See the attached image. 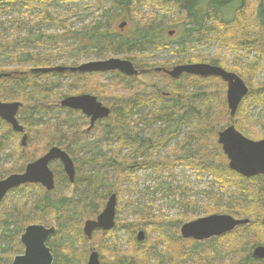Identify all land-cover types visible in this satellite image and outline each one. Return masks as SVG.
Returning a JSON list of instances; mask_svg holds the SVG:
<instances>
[{"label": "trees", "instance_id": "16d2710c", "mask_svg": "<svg viewBox=\"0 0 264 264\" xmlns=\"http://www.w3.org/2000/svg\"><path fill=\"white\" fill-rule=\"evenodd\" d=\"M85 1L89 0H0V8L5 9L0 11V18L6 14V10L8 12L16 5H21L27 13L40 12L35 18L36 22L39 21L43 26L59 23L58 26L64 30L59 35L43 33L39 38L29 32V37L24 41L7 31L0 33V100L22 105L18 120L28 138L25 155H21L22 147L19 148L23 165L9 169V176L23 173L27 165L46 154L52 147H60L66 151L76 167V180L73 185L66 177L62 165L56 162L51 165L56 183L54 191L47 192L41 186L29 185L8 195L7 200L12 194L23 191L22 199L14 205L6 206L2 203L1 206L6 207L7 218L0 222V264H11L10 259L2 257L3 254L8 253L10 256L12 252L19 253L18 251L23 250L19 237L25 227L30 225L57 229L48 242L54 255V264H87L95 244L94 239H87L84 235L83 223L85 220L96 219L102 213L106 206V197L116 195L118 204H121L122 187L130 177L132 166L153 167L156 171H163L166 168L169 170L179 160L185 167L195 170L199 177H211L214 185L219 188L218 194L208 197L206 216L226 214L236 219L250 220L251 223L221 238L198 243L181 238L178 230L174 232V236H170V230L166 228L167 221L163 218L155 219V216L154 219H146V213L143 215V222H137L133 229L146 231L144 235L147 236V241L139 242L137 239L138 250H132L130 256L119 257L120 249L108 240L111 232H98L104 241L106 239L105 244L98 249L101 253L100 264H180L182 261L201 264L207 254L212 252L218 257L222 253L233 255L236 264H264V260L253 258L254 249L264 246V176L247 179L231 171L222 147L218 144L219 133L232 125L248 139H262L257 129L261 121L256 119L254 112L260 110L264 114V84H255L253 76L259 74L264 65L257 63L250 68L246 77L244 73L238 74L249 85L250 93L241 103L233 120L225 110L222 115L219 112L220 105L222 111L224 109L223 102L216 97V92L210 85L212 81L220 79L183 76L174 81L163 73L156 72L157 68L165 69L169 65L177 66L194 61L214 66L225 65V61H220L219 57L211 59L203 51L202 54L195 51L201 43L206 44L214 39L219 41L220 47L224 46L236 52L248 51L247 54L254 53L256 56L260 55L261 59L264 58V0H258L257 5H249V0H108L107 4V0H90L86 10L95 7L102 14L100 19L83 25L80 30L68 28L59 18V14L51 12L48 7L53 2L78 4ZM156 1L159 2L156 5H160L159 12L163 15H167V10H176L183 17L186 15L185 21L175 26L178 30L172 37L170 33L173 31L166 32L171 29L170 25L159 27V19L145 12ZM138 4L143 11H135ZM124 13L129 14L126 21L131 28L129 35H114L112 27ZM25 15L27 16L26 13ZM230 17L232 18L229 19ZM4 23L16 27L17 31L27 24L20 17ZM2 25L0 21V26ZM28 41L40 44L41 51L16 49L25 46ZM61 41L65 42L62 47ZM174 42L179 48L172 52L177 56L176 61H140V58L150 57L148 52L151 48L169 50ZM50 47L57 48L56 55L46 51ZM112 54H124L139 71L146 70L143 77L152 85L141 83L136 77L130 78L112 72V93L120 95L116 99L115 96H108L102 85L87 86L84 82L90 78L101 79L106 74L32 72L34 69L55 67L60 59L93 55L98 59L108 60ZM181 56L186 58L180 60ZM27 63V69H22L21 65ZM63 66L78 65L65 63ZM233 71L238 73V69ZM63 79H72L70 84L66 83V90L62 89ZM165 85L175 88L173 97L166 98ZM86 94L95 95L101 103L110 106V118L95 126L100 128L104 139L118 145L110 159L107 153L96 147L97 143L88 142L86 139L87 133L95 128L89 132L82 131L80 125L73 123L70 118L57 119L56 123H51L54 110L75 113L62 108L61 101ZM153 104L156 108L151 113L133 120L136 111L148 109ZM158 124L165 129L159 127L155 131L149 130ZM0 125L4 130L0 137V154H3L9 140H16L20 134L15 133L1 119ZM185 125L192 126V130L183 133ZM172 138L177 140L173 149L174 156L167 160L164 157L158 158V152ZM41 141L46 142L41 149V156H29L28 151ZM73 147L82 151V154L86 152L85 154L90 153L91 156L77 160ZM124 148H128L129 153L138 155L143 161L129 163L127 158L120 159L119 154ZM97 149L99 155L95 152ZM178 153L181 154L180 159ZM0 179L4 177L0 175ZM68 188L72 189L71 196L66 192ZM102 190H105V196L100 193ZM244 194L247 195L246 200L240 201V196ZM227 195L230 198L224 200ZM186 221L191 219L186 218ZM146 224L151 225L152 229ZM173 224H177L176 221ZM154 230L158 234L157 238H152ZM153 239L155 240L151 243ZM100 241L102 242V238ZM182 243L190 246L183 248L180 245ZM12 245L18 249L14 251Z\"/></svg>", "mask_w": 264, "mask_h": 264}, {"label": "rangeland", "instance_id": "374dc122", "mask_svg": "<svg viewBox=\"0 0 264 264\" xmlns=\"http://www.w3.org/2000/svg\"><path fill=\"white\" fill-rule=\"evenodd\" d=\"M137 1V0H136ZM143 1V0H138ZM91 1H85L78 4H64L61 2H53L51 4H48L49 10L51 12L59 14V18L61 21L68 26V28H71L73 30L80 29L83 25L88 24L90 22L96 21L97 19H100L101 17V11L96 9L95 7L90 8L89 10H86L89 3ZM108 3V0L106 1V4ZM159 4L158 1L155 2L154 5H151V8H146L145 12L151 13V15H154L155 18H158V26L162 27L165 25H170L171 29H167L166 32L169 31H175L173 27L178 26V23H182L185 21V17L181 16V14L176 10H167L165 13L167 15H163L161 12H159V6L156 5ZM258 0H249V5H257ZM1 10H5L4 8H0ZM135 11L141 12L143 9L140 7V5H136ZM26 9L21 5H16L15 7L6 10V14L1 16L0 21L3 23L2 26H0V33H5L6 31L11 34L12 36H17L21 40L27 39L29 37L30 33L35 34V36H38L37 38L41 37V34L46 33L49 35L53 34H63L64 30L61 29L58 24L59 23H51V25H45L36 22L35 18H37L40 14L39 11H31L30 13H27ZM27 14V16L25 15ZM140 14V13H139ZM234 11L232 13L233 17ZM166 18H164L163 16ZM129 16L128 13H124L121 18L116 21L114 26L112 27V33L114 32H120L119 25L123 21H127V17ZM161 16L162 18H159ZM20 17L22 21L26 22L27 24L23 25L21 30L17 31L16 27H11L9 24L4 23L6 20H11L14 18ZM230 17L229 19H231ZM160 23V24H159ZM38 24V25H36ZM157 25V24H156ZM127 28V29H126ZM125 28V32L129 33L131 30L130 25ZM167 34V33H166ZM169 38V37H168ZM32 42V43H31ZM26 42L25 46L16 47V49H23V51H41L42 48L40 44H36L35 41ZM40 43V41H38ZM65 42L61 41V47L64 45ZM176 42H174V46H171L169 50L166 49H156L151 48V50L148 52L150 57H147L145 59H141V62H152V63H158L161 61L164 62H174L177 60V56L174 55L172 52L175 50H178ZM264 44V43H263ZM46 50V49H44ZM46 51L51 53L52 55H56L57 48L50 47ZM197 52L202 51L205 53L206 56H209L211 59H216L217 57L220 58V61L224 60L225 65H220L225 70L235 73L233 69H238V74H245V77L249 75L250 68L259 63V65H264V58H260V55L247 54L248 51H231L228 48L222 46L220 47L219 41H208L206 44L201 43L197 46V49L195 50ZM252 52V51H251ZM249 52V53H251ZM196 53V52H195ZM111 58L113 59H121V60H127L124 56V54H112ZM186 57L181 56L179 59L184 60ZM176 59V60H175ZM101 61V59H98L96 56L89 55V56H79L75 58H68V59H60L55 63V66H63L65 63L68 64H77L83 65L91 62ZM199 64L200 62L194 61L192 64ZM29 64H22V69H27V66ZM13 66V65H12ZM157 66H161L160 64H157ZM176 65H169L167 68L175 67ZM25 67V68H24ZM249 69V70H248ZM255 80V84H264V68L259 73L253 76ZM141 83L152 85L148 81L146 77H142L139 79ZM114 81V78L111 76L110 73H106L105 76H102L101 79H94L90 78L86 81H84L87 86H95L102 85L103 90L107 93L108 96H115L116 99L120 97L118 94L112 93V88L110 87ZM72 79H63V85L64 87L62 89L66 90L65 85L66 83H71ZM245 82V81H244ZM72 85H75L73 83ZM210 85L213 88V91L216 92V97L218 99H221L223 102V111L222 107L220 105V113L221 115L225 112L230 113L228 109L227 99H226V93H227V86L224 84L221 80H214L210 83ZM247 85V84H246ZM167 86V85H165ZM200 87V85H197ZM249 86V85H248ZM175 88L172 85H168L166 93L171 94L173 97V93ZM201 89V88H199ZM250 89V88H249ZM103 95V92H101ZM99 93V95L101 96ZM91 96H95L90 94ZM107 103V101H105ZM112 102V101H111ZM106 107H110L109 105L103 103ZM156 108L155 104H153L151 107L143 108L139 111H136L135 116L133 118L134 121H136L138 118H141L145 116L148 113H151ZM225 110V112H224ZM73 114H68L67 111H57L54 110L51 114V123H56L57 119H64V118H70L73 123L76 125H80L82 131H87L89 127V119L85 117L80 111H74ZM254 115L256 119L260 120L261 123L257 126V129H259V137L264 139V114L260 113V110H257L254 112ZM230 118V115H229ZM232 120V119H231ZM1 126V125H0ZM161 127L164 128L163 125L160 126L158 124L155 127L150 128L149 130L155 131ZM142 128V127H141ZM192 126L185 125L182 129L183 133H187L190 130H192ZM165 129V128H164ZM4 133L3 127H0V137ZM87 141L97 143L98 145L96 147L100 148V151H103L104 153H107L108 159H110L114 151L117 148V144L111 140L104 139L101 135L100 128H95L92 132L87 133ZM181 139V138H180ZM261 139V140H262ZM101 141V142H99ZM103 141V142H102ZM176 139L172 138L169 140V142L166 144L165 147H163L159 152L157 157L162 158L164 157L165 160H167L170 157L174 156L173 149L175 148L174 145L176 144ZM45 141H41L40 143L36 144V146L30 151H28V155H39L41 156V149L45 145ZM22 136L18 135L16 137V140L11 139L9 140V144L7 147V150L3 154H0V175H2L5 178L9 176V169L13 168L14 166L17 168H20L23 165V158L19 155V148L22 147ZM73 152H75L77 155H75V158L82 159L84 157H90L91 154H85V152H80L79 149H76V147H73ZM97 155H99V149L95 151ZM21 155H25V148L20 149ZM181 153V152H180ZM178 153L177 156H179V159L181 158V154ZM31 154V155H30ZM129 150L128 148H124L121 150L119 154L120 159L127 158V162L129 163H136L143 161L142 158H139L138 155L131 154L128 156ZM20 156V157H19ZM100 157V156H98ZM155 159V158H154ZM135 161V162H133ZM180 161V160H179ZM176 161L173 165H171L170 169L167 170V168L163 171H156L153 167L150 168H136L132 166V170L130 171V177L126 179L123 187H122V194H121V204L119 205L117 203V214H116V227L110 231L111 234L108 237L109 242L115 243V246L118 247L120 250V256H130L132 253V250H138L137 246V239L138 235L141 232H146L144 230H134V226L137 222H143V215L148 213V217L146 219H155L160 218L164 221H167L168 224L166 225L167 230H170L168 234L170 236H174V232L179 233V236L181 237V228L183 225L196 221L198 219L204 218L206 208L207 206V200L210 195L218 194L219 188L214 185V180L209 176H203L199 177L195 170H191V168L185 167L183 164H181V161ZM170 164V163H168ZM84 169V168H83ZM89 173V171H88ZM84 174V170H83ZM86 168H85V175H86ZM111 184V183H110ZM34 193L36 191H33ZM69 195H72V189L68 188L66 190ZM100 193L105 196V190L100 191ZM37 194V193H36ZM23 196V191H20L18 193L12 194L10 199H6L3 203H5L6 206L14 205L16 202H18L21 197ZM245 197V198H244ZM247 195L240 196V201H245ZM230 196H224L225 199H229ZM110 197H106V203L109 201ZM225 202V201H224ZM188 203L190 207L188 208ZM119 205V206H118ZM6 207L2 208L0 206V222L6 219V213H5ZM226 215V214H225ZM186 218L191 219V221H186ZM86 221V220H85ZM177 224H173V223ZM182 222V224H181ZM170 223V224H169ZM84 224V223H83ZM2 225V224H0ZM148 228L152 229V226L149 224H146ZM169 227V228H168ZM83 229V226H82ZM2 228L0 227V231ZM147 234V233H146ZM158 234L154 230L152 234V238H157ZM102 238V242L100 241ZM182 238V237H181ZM94 249L90 252H97L100 256V251L98 250L101 245L105 244L104 238L99 234L95 233L94 237ZM155 239L151 241L154 242ZM147 241V236H145V239L143 242ZM183 248H188L190 245H187L185 243L180 244ZM163 247V246H162ZM12 249L14 251L18 248L16 246L12 245ZM17 252H12L9 256L7 254H3L2 257L11 261V264L16 256L19 255L15 254ZM90 256V255H89ZM121 259V258H120ZM235 258L233 255H228L226 253H222L219 257L214 254L213 252L209 255L207 254L206 258L201 262V264H236L234 262ZM100 262H102L100 260ZM182 261L180 264H194L193 261L185 262ZM88 263V262H87Z\"/></svg>", "mask_w": 264, "mask_h": 264}, {"label": "water", "instance_id": "95a60500", "mask_svg": "<svg viewBox=\"0 0 264 264\" xmlns=\"http://www.w3.org/2000/svg\"><path fill=\"white\" fill-rule=\"evenodd\" d=\"M127 23H122L119 28L123 30ZM264 28V24H263ZM173 36V33L170 34ZM264 48V44H263ZM35 74L49 73H108L118 72L126 77H138L144 72L139 71L134 63L128 60L109 59L83 64L77 67H51L32 70ZM157 73H163L172 80H179L183 76H195L202 79L220 78L227 84V104L230 118L234 119L242 101L249 95L250 89L243 79L235 73L228 72L221 67L209 64H190L175 66L170 70L158 68ZM60 106L72 111H80L90 119L91 131L96 123L110 118L111 110L100 103L96 97L81 95L68 97L61 101ZM20 103H3L0 101V119L12 127L17 134H24V127L18 121ZM218 144L229 162V169L243 178L264 176V140L252 141L244 137L232 125L220 132ZM27 145V136L24 135L22 146ZM60 162L63 171L71 184L76 180L75 164L68 153L59 147H53L49 152L29 164L23 174H15L0 180V205L7 195L22 186L40 185L46 191L55 189V176L50 169V164ZM117 197L112 195L107 202L104 211L95 219L84 223L83 232L87 239H92L97 231L110 232L116 226ZM264 222V220H263ZM249 220H238L229 215H212L187 223L181 228V237L185 240L196 242L208 241L220 238L235 231L238 227L249 225ZM56 229L46 228L41 225L29 226L22 236L21 243L25 251L22 256L14 259L12 264H53V255L47 247V242L54 235ZM144 233L138 235V241H144ZM253 258L264 260V247H256ZM87 264H100L99 254L91 253Z\"/></svg>", "mask_w": 264, "mask_h": 264}, {"label": "flooded vegetation", "instance_id": "af4514ba", "mask_svg": "<svg viewBox=\"0 0 264 264\" xmlns=\"http://www.w3.org/2000/svg\"><path fill=\"white\" fill-rule=\"evenodd\" d=\"M184 17L186 18V15H184ZM127 29V28H126ZM173 29L175 30V31H173V32H175L176 33V31L178 30V27H173ZM126 30L124 29L123 31H121L120 30V32H114L113 34L114 35H118V36H127V35H129V33H127V32H125ZM190 64H192V63H185V64H181V65H190ZM194 64H196V63H194ZM173 67H171V68H168V69H172ZM144 71H146V70H144ZM229 72V71H228ZM145 73V72H144ZM144 73H143V75L141 76V77H138V80L140 79V78H142L143 76H144ZM191 77H195V76H191ZM197 78H199V77H197ZM86 95H88V94H86ZM79 96H81V95H79ZM169 97H171V94H169V93H166V98H169ZM100 102V101H99ZM101 103V102H100ZM21 124V123H20ZM21 136H22V140H23V137H24V135H26V133H25V131H24V134H20ZM27 136V135H26ZM27 140H28V138H27ZM22 145V144H21ZM53 148V147H52ZM60 148V147H59ZM62 149V148H61ZM49 152V151H48ZM42 157V156H41ZM39 159V158H38ZM53 164V163H52ZM52 164H50V168H51V165ZM25 171V170H24ZM21 174H23V173H21ZM55 176V175H54ZM29 186V185H28ZM30 226H32V225H30ZM29 226H27V227H25V229H24V231L21 233V235H20V237H19V239H20V243H21V239H22V236H23V234L25 233V231H26V229L28 228ZM55 235V234H54ZM53 237V235L51 236V238ZM50 238V239H51ZM49 239V240H50ZM49 240H48V242H49ZM48 242H47V247L50 249V247L48 246ZM21 245H22V248H23V250H20V251H18L19 252V255L18 256H22L23 254H24V251H25V248H24V246H23V244L21 243ZM51 250V249H50ZM51 253H52V250H51ZM93 253V252H92ZM18 254V253H17ZM52 255H53V253H52ZM18 256H16V257H18ZM15 257V258H16ZM14 258V259H15ZM14 261V260H13ZM13 263V262H12ZM53 264H54V255H53Z\"/></svg>", "mask_w": 264, "mask_h": 264}, {"label": "bare ground", "instance_id": "6f19581e", "mask_svg": "<svg viewBox=\"0 0 264 264\" xmlns=\"http://www.w3.org/2000/svg\"><path fill=\"white\" fill-rule=\"evenodd\" d=\"M223 27V26H222ZM225 27V26H224ZM80 30V29H79ZM229 31V30H228ZM224 32V31H223ZM230 33V32H229ZM221 34V33H220ZM36 68V67H35ZM56 74V73H55ZM59 121V120H58ZM86 153V152H85ZM103 163V162H102ZM122 176H123V174H122ZM120 185V184H119ZM2 206V205H1Z\"/></svg>", "mask_w": 264, "mask_h": 264}]
</instances>
